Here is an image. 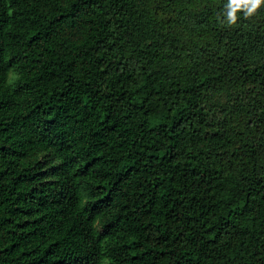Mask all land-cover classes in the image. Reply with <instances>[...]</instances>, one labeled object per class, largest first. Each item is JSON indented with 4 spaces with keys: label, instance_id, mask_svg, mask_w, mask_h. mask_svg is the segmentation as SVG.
<instances>
[{
    "label": "trees",
    "instance_id": "1",
    "mask_svg": "<svg viewBox=\"0 0 264 264\" xmlns=\"http://www.w3.org/2000/svg\"><path fill=\"white\" fill-rule=\"evenodd\" d=\"M0 0V264H264V5Z\"/></svg>",
    "mask_w": 264,
    "mask_h": 264
},
{
    "label": "clouds",
    "instance_id": "2",
    "mask_svg": "<svg viewBox=\"0 0 264 264\" xmlns=\"http://www.w3.org/2000/svg\"><path fill=\"white\" fill-rule=\"evenodd\" d=\"M262 5H264V0H227L224 6V17L229 26L235 25L239 19L238 13L242 12L244 17L248 18L255 14Z\"/></svg>",
    "mask_w": 264,
    "mask_h": 264
}]
</instances>
